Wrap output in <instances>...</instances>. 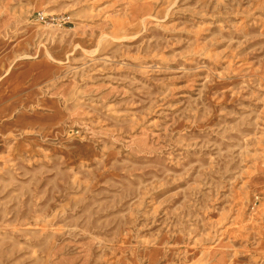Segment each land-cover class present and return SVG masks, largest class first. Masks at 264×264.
Returning a JSON list of instances; mask_svg holds the SVG:
<instances>
[{
  "label": "rangeland",
  "instance_id": "1",
  "mask_svg": "<svg viewBox=\"0 0 264 264\" xmlns=\"http://www.w3.org/2000/svg\"><path fill=\"white\" fill-rule=\"evenodd\" d=\"M9 71L0 264H264V0H0Z\"/></svg>",
  "mask_w": 264,
  "mask_h": 264
},
{
  "label": "bare ground",
  "instance_id": "2",
  "mask_svg": "<svg viewBox=\"0 0 264 264\" xmlns=\"http://www.w3.org/2000/svg\"><path fill=\"white\" fill-rule=\"evenodd\" d=\"M27 64H25L24 66H26ZM28 66V65H27ZM30 70H31V68H30ZM8 72V71H7ZM7 79H5V80H0V85H9L8 84V82L9 81H14L16 78H15V73H14V71H9V73H7ZM16 82V81H15Z\"/></svg>",
  "mask_w": 264,
  "mask_h": 264
}]
</instances>
